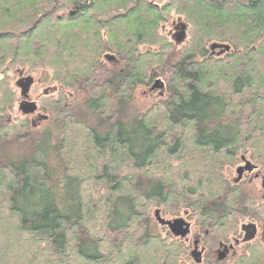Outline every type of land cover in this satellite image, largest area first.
<instances>
[{"label":"trees","instance_id":"16d2710c","mask_svg":"<svg viewBox=\"0 0 264 264\" xmlns=\"http://www.w3.org/2000/svg\"><path fill=\"white\" fill-rule=\"evenodd\" d=\"M48 66L60 86L40 121L8 122L9 73ZM0 76V264H184L157 211L208 232L252 213L232 172L245 159L264 175V0H0ZM255 250L244 264L264 262Z\"/></svg>","mask_w":264,"mask_h":264},{"label":"flooded vegetation","instance_id":"af4514ba","mask_svg":"<svg viewBox=\"0 0 264 264\" xmlns=\"http://www.w3.org/2000/svg\"><path fill=\"white\" fill-rule=\"evenodd\" d=\"M24 77L20 76L19 82ZM35 79L31 77L30 87L27 94H23L22 101L24 99L31 100L29 91L32 89ZM22 90V89H20ZM56 87L47 90V94L50 92L54 93ZM21 92V91H20ZM34 101V100H32ZM36 103V101H34ZM37 104V103H36ZM32 117V121L35 117L41 119L37 111L33 113H28ZM38 120V121H39ZM37 121V122H38ZM37 124V123H36ZM247 160L243 159V164L245 166ZM263 177L261 173L257 172L253 167L252 171L245 169L242 173V178L236 183L244 182L247 179L249 184L253 182H258L261 193L260 197L253 198V205L248 206L251 210L250 216H245L243 219H239L234 222L227 223L226 226H222L219 231L202 230L201 228H195L194 222L190 221L187 216H174L172 219H164L160 214L161 218L164 220H174L177 218H182L184 220V229L187 233L182 236H175L171 233L167 225H162L169 233L173 236V241L184 243L187 251V261L184 264H244L248 254L256 253L255 250L261 245H264V187H263ZM157 222H159L157 220ZM160 223V222H159ZM217 232L218 234H215ZM258 261V260H257ZM255 261L254 264H259ZM264 264V262H260Z\"/></svg>","mask_w":264,"mask_h":264},{"label":"rangeland","instance_id":"374dc122","mask_svg":"<svg viewBox=\"0 0 264 264\" xmlns=\"http://www.w3.org/2000/svg\"><path fill=\"white\" fill-rule=\"evenodd\" d=\"M178 23H183L181 21H176V19L172 20L171 22V27H172V24L174 26V29H172V31L170 33H173L174 36H178L181 32H180V29L178 27ZM185 25V30H186V24L183 23ZM127 26V25H126ZM171 27L168 26H165L163 29L164 30H169ZM123 28H126L125 26ZM188 28V26H187ZM115 34V33H113ZM142 47V46H140ZM155 48V47H154ZM49 47H48V44H47V51L46 52H49L50 50H48ZM142 50L145 51L147 50V47L146 46H143L142 47ZM220 49H216L215 51H219ZM176 51H167V53L165 54L166 55V63L167 62H171L172 58L176 57ZM49 54V53H48ZM50 54H51V51H50ZM169 60V61H168ZM105 62H106V59H105ZM143 66L146 64V60L143 61ZM159 72V71H156L154 72V75L156 76V73ZM20 76H29V77H32L33 79H35V83L33 84V87L32 89L29 91V94L31 96V100L30 102H34L36 101V103L40 104L41 106L44 105L42 103V101H44V97L45 96H49L52 92H50L49 94L45 93L47 92V90H50L51 91V88H54L56 87L57 85L60 86V84L58 83V77H57V71L55 69H52L51 67H44V68H39V69H36L35 72L33 74H27V75H24L23 72H18V73H9V81L10 83H12V86L16 84V82L18 83L19 81V78ZM0 78H3V76H0ZM6 79V80H7ZM157 80H160L163 82V79L161 77H155L154 78V81H152L150 83V85L148 86H140L136 93L134 94L135 97H134V102H135V105H136V108H137V111L141 112V111H144L145 109H147L149 107V105L155 100L158 98V92H161L160 91V88L158 89H155L153 90L152 89V86L157 82ZM6 82V81H5ZM164 83V82H163ZM220 86H224L223 83H218ZM2 85V84H0ZM19 88V87H18ZM20 90V88H19ZM20 94L17 93V98H16V102L13 104V107L11 109H7V111L5 112L4 116L7 118L8 122L10 119H15V120H18L17 122H19V120L21 118H23L22 116H25V115H28L30 120H32V117L28 114V113H24L21 109H20V104L22 102V97L21 95L23 96V92L22 90H20ZM69 94L73 93V92H69ZM20 95V96H19ZM74 96H72L73 98ZM75 101H74V104L73 105L75 108H79V109H82V107L79 105L80 102H81V96H75L74 97ZM25 101H29V100H26L24 99ZM23 100V101H24ZM34 100V101H32ZM35 103V102H34ZM37 105V104H36ZM40 106V107H41ZM1 108V106H0ZM36 109H37V106H36ZM1 113V112H0ZM22 114V115H21ZM21 116V117H20ZM34 121H38L39 119H37V117H35L33 119ZM40 121V120H39ZM45 122V121H44ZM44 122H42L41 125L44 124ZM229 160V159H227ZM231 162V160H229ZM243 164V162H238V163H235V165L233 166V172H232V178L234 181H238L240 180L241 178L238 179V173H237V169ZM203 168H206V167H209L208 166V162H205L204 161V164L202 165ZM182 168L180 167H175L174 168V171H173V174L174 173H177L179 174V172H181ZM194 171H196V167H194V169L192 168V174L194 175ZM259 172V171H257ZM197 173V171H196ZM261 173V172H260ZM172 174V175H173ZM171 175V176H172ZM197 175V174H196ZM263 175V174H262ZM170 176V177H171ZM174 177V176H173ZM193 177V176H192ZM244 185H247L245 186L247 188V190L250 191V193L254 196L256 194V197L254 198H257V197H260L261 196V193L259 192V184H257L258 182H253L252 184H249L247 182V179L244 181ZM259 187V188H258ZM174 199H172L173 201ZM250 202V201H249ZM162 209V208H160ZM162 212V210H161ZM168 213V212H167ZM162 217H164V219H172L171 217H174V216H170V215H165L163 212H162ZM160 216V217H161ZM180 216H183L185 217V215L181 214ZM190 220V219H189ZM191 221V220H190ZM193 222V221H192ZM101 225V222L98 223V226ZM154 227H155V230H156V234L158 235V237L160 238V241H166V245L170 244L171 241L173 240V236L169 233L168 230H166L162 224H160L159 222H157V218L155 216V220H154ZM215 234H218L217 232H214ZM156 235V236H157ZM154 236V237H156ZM156 239V238H155ZM133 252L134 253H138V255H140L143 259H147L150 254H154V253H159V246L156 244L152 249H147V251L145 250H142V249H139V248H133ZM112 258V257H111ZM113 259V258H112ZM5 262H11L12 260H9V259H6V257H4L3 259ZM24 264V263H23ZM112 264H118L117 262V257L115 256V258L113 259V263ZM250 264V263H249Z\"/></svg>","mask_w":264,"mask_h":264},{"label":"water","instance_id":"95a60500","mask_svg":"<svg viewBox=\"0 0 264 264\" xmlns=\"http://www.w3.org/2000/svg\"><path fill=\"white\" fill-rule=\"evenodd\" d=\"M178 27L181 33L177 36V39L182 40L184 33H185V25L183 23H178ZM30 82H31V78H28V77H24L23 79H21L20 82L18 81V86L22 89V92L24 95L27 94L29 90ZM163 87H164V83L160 80H157V82L152 86V89L153 90L158 89V88L161 89ZM20 109L24 113H32L36 110V104L34 102L24 100L20 104ZM33 123L36 124L35 121H33ZM245 169L252 171L253 166L249 162H247L245 166H240L237 169L238 179L242 177V173ZM262 181H263V187H264V177ZM156 218L160 222V224L167 225L171 233L175 236H180V235L184 236L187 233V231L184 229V220L182 218H177L174 220H164L163 218L159 216L158 211L156 212Z\"/></svg>","mask_w":264,"mask_h":264}]
</instances>
